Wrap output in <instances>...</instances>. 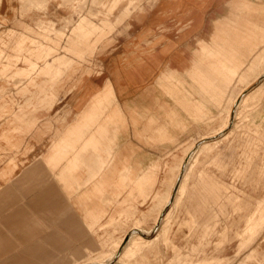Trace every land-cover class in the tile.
<instances>
[{
  "label": "rangeland",
  "instance_id": "374dc122",
  "mask_svg": "<svg viewBox=\"0 0 264 264\" xmlns=\"http://www.w3.org/2000/svg\"><path fill=\"white\" fill-rule=\"evenodd\" d=\"M100 1L103 6L97 4L93 6L91 0H12L11 3L14 5L11 10L12 18L1 21L3 28L0 29V243H17L16 236L7 235L14 232L10 231L11 229L18 228L28 232L40 226L45 227L44 221L43 224L40 222L39 205L40 200L42 202L45 200L44 186L47 180L56 179L62 185L66 182L55 178L53 171L40 169L31 173L25 187L11 188L10 193L8 192L5 185L13 167L12 152L23 147L22 136L29 133L33 137L36 131L41 133L39 128H44L43 134L47 136L46 139H51L54 126V112L51 106L72 89L82 74L100 70L102 52L106 47L114 46V38L123 35L127 28L126 21L134 14L132 11L139 10L130 9L129 16H124L119 12L121 8L128 1H132L139 8L156 2V0H122L106 16V9L113 0ZM262 8L245 5L241 7L244 12L235 14L247 24L239 29L250 30L252 34L244 40L241 38L238 40L242 54L248 52V55L246 54V61L240 62V69L235 75H232L231 68L234 67L236 59L229 50L223 51L222 55L226 56L224 60L222 59L225 67H223V77L219 79L224 82L228 91L224 109L217 113L215 108L209 107L211 118L203 115L197 122L190 120L192 128L195 126V131L192 130L191 134L183 131L181 133L182 136L186 135L185 137L167 142L169 147L159 157L158 164L153 169L155 180L157 179L153 187L144 179L147 170L132 179L133 182L137 180L138 183H132L127 179L126 187L116 188L115 190L126 200L118 202L120 193L112 194L113 199H109L104 204L106 208L114 211L107 216L108 218L99 219L91 228H87L83 221L79 222V229L84 232L87 230L86 234L78 237L79 243L84 245L83 250L63 253L34 250L19 253L0 252V264H86L88 262L109 264L115 255L117 260L123 249L114 252L116 246L115 243L113 246L112 242L118 243L117 240L123 237L120 234L127 229L128 233H133L130 230L137 229L138 226L145 230L152 229L157 215L164 216L167 207H162L163 210L161 208L158 214L151 213L144 222L137 223L152 205L155 190L157 192L162 190L158 206H162L164 202L167 194V188L165 189L164 186L170 184L175 173L173 170L164 177L166 163L181 159L190 149L191 144L199 145L201 139L210 137L215 139L214 143L200 153L196 160L194 157L195 161L184 181L185 195L178 197L165 217L166 221L169 216L166 236L168 241L157 240L154 246H148L141 251L142 256L139 254L129 261L117 260L116 264H131V261L143 257L145 250L149 251L152 260L149 259V262L159 264H193L192 261L201 258L217 261L219 259L216 257L217 253L226 246L229 247L232 239H238L235 256L232 258H236L240 252L247 249L253 237L264 228V138H256L257 134L254 132L257 130L260 135L264 133V10ZM232 15L234 14H230L228 19ZM23 21L27 25H24ZM242 54H239V57ZM55 59H63L66 64L60 68V73L56 77H48L49 82H45L47 76L40 74V69L45 63H52ZM210 59L209 54L205 52L203 60ZM254 64L255 70L251 71ZM247 74L249 76H246ZM41 84L43 89L40 91ZM49 92L53 94L51 105L44 100L45 96L50 95ZM245 93L249 95H246L241 105L236 107L234 102ZM108 99H113L109 87L98 96L97 100ZM234 108H237L235 112H233ZM227 110H232L233 117L225 129L222 128V120ZM198 124H201V131L198 130ZM34 141L37 140H33L32 143ZM68 144L67 147L52 144L50 150L56 154L65 152L70 154L72 143ZM28 147L26 143L25 150ZM194 152L193 154L190 152L191 158L188 162L191 161ZM88 173H84L86 177ZM69 174L73 178L74 172L70 171ZM69 179L67 176V180ZM246 185H249L248 190ZM253 194V198L263 199L256 203L254 212L250 214L253 204L250 205L248 201H252ZM174 195L175 192L172 197ZM14 197L21 202L27 200L32 202L30 209L18 214L20 219H17V216L16 219L14 216V219L7 217V214L11 213ZM231 197H234L235 203H231ZM159 229L158 226L157 232ZM151 234L153 235V232ZM31 238L37 239V237ZM262 240L264 241V234ZM127 243L128 240L125 244ZM160 249H163V252ZM183 249L186 251L184 252ZM167 252L170 254L169 258L166 257ZM107 257L109 259H106ZM244 259L251 260L253 257L248 256Z\"/></svg>",
  "mask_w": 264,
  "mask_h": 264
},
{
  "label": "crops",
  "instance_id": "0c3cea01",
  "mask_svg": "<svg viewBox=\"0 0 264 264\" xmlns=\"http://www.w3.org/2000/svg\"><path fill=\"white\" fill-rule=\"evenodd\" d=\"M121 1L113 0L105 15H109ZM11 2L0 0V29L3 28L2 20L12 18L14 5ZM90 3L103 6L100 0H91ZM245 5L263 7L264 10V0H156L154 4L140 8L132 1L125 3L119 11L124 16H129L130 9L139 10L132 11L134 14L126 21L127 28L123 35L114 38V46H108L102 52L100 70L82 74L72 89L51 106L54 112L51 139H46L44 128H39L42 134L36 131L33 137L29 133L23 135V147L12 152L13 167L5 185L8 192L11 188L25 187L31 173L40 169L53 171L55 178L66 182L62 185L56 179L47 180L44 186L45 200H40L39 205L40 222L43 224L44 221L45 227L40 226L28 232L11 229L14 232L7 235L16 236L17 243H0V252L81 251L84 245L79 243L78 237L86 234L87 230H80L79 222L83 221L87 228H91L99 219L108 218L114 211L104 204L113 199L112 194L120 193L116 188L126 187L127 179L138 183L132 179L147 170L144 179L153 187V169L169 147L167 142L185 137L182 136L183 131L188 134L195 131L191 121L197 122L203 115L211 118L209 107L215 108L217 113L224 109L228 91L219 79L223 77L225 67L222 59L226 56L222 54L229 50L236 59L231 68L232 75L240 69V62L247 60L248 52L242 54L238 40L251 36L252 31L239 29L247 24L235 15L244 12L241 7ZM230 14L234 15L228 19ZM23 24L27 25L25 21ZM222 28L231 30H219ZM205 52L211 58L209 61L203 60ZM239 54L242 55L239 57ZM65 64V60L55 59L52 63H45L40 74L46 75L45 82H49L48 77H56ZM250 70H255V64ZM107 87L113 99L97 100ZM39 88L41 91L43 85H39ZM49 94L44 100L51 105L53 94ZM228 112L223 117L222 128ZM198 130L201 131V124H198ZM254 132L256 138H264V133L260 135L257 130ZM33 140L37 141L32 143ZM214 140L210 137L199 141L195 160ZM26 143L29 147L25 150ZM52 144L63 147L71 145L72 152L56 154L50 150ZM70 171L74 172V179ZM83 172H89L87 177ZM246 188L248 190L249 185ZM156 193L157 190L152 199ZM121 195L118 196V202L126 200ZM253 197L254 194L251 196L252 201H248L250 205L253 204L250 214L254 212L256 203L263 199ZM233 198L231 203H235ZM13 202L11 213L7 214L8 219H14L15 216L20 219L18 214L30 209L32 203L29 200L18 201L16 197ZM168 222L169 216L159 224L158 232L155 224L149 230L141 228L148 240L140 243L131 234L140 233L141 230L132 228L130 231L133 233L125 230L120 234L123 237L117 240L123 241V250L117 260L129 261L139 254L142 256L141 251L154 246L157 240L167 242ZM263 234L264 228L236 258L232 257L235 256L238 239H232L229 247L217 253V261L201 258L192 263L264 264ZM126 240L128 244H125ZM114 243L116 241L112 242L113 246ZM135 247L140 250L133 256ZM160 251L163 252V249ZM144 252L143 257L130 263L159 264L151 262L149 251ZM169 253L167 258L170 257ZM248 256L253 259H244ZM116 258L117 255L109 264H116Z\"/></svg>",
  "mask_w": 264,
  "mask_h": 264
},
{
  "label": "bare ground",
  "instance_id": "6f19581e",
  "mask_svg": "<svg viewBox=\"0 0 264 264\" xmlns=\"http://www.w3.org/2000/svg\"><path fill=\"white\" fill-rule=\"evenodd\" d=\"M248 93H245L243 94L238 101H235L234 102V105H236V107H239L241 105V102L245 99L246 95ZM237 100V99H236ZM233 106V105H232ZM237 108H234L233 109V112H235ZM234 114V113H233ZM236 114V113H235ZM232 110L227 113V116L225 118V124H224V127H227L230 123V121L232 120ZM226 129V128H225ZM200 145V144H199ZM199 145H194V144H191L190 146V149L185 153V155L179 159V160H174V161H170V162H167L166 165H165V170H164V177H167L169 172H172L174 170V177H173V180L170 182L169 185H166L165 189L167 188V194H166V197L164 199V202L161 205L158 206L159 204V201H160V197L162 196V193L160 191H158L156 194H155V197L152 199L153 200V203L152 205L149 207V209H147L143 214H142V217L140 219H138V222L137 223H141V222H144V220L146 219L147 216H149L151 213H156L157 214L159 213L160 209L162 207L166 208L164 210V216L163 217H159V215H157L156 217V220L154 221L155 222V226H159V224L162 222L163 219H165V217L167 216V213L169 212V210L173 207V205L176 203L177 199L179 196H181L182 194H184L185 192V188H184V181L186 180L187 176H188V171L189 169L191 168L193 162H194V157H195V154L197 152V149L199 147ZM196 150V151H195ZM195 151V152H194ZM190 152H194V156L192 157L191 161L188 162V160H190ZM193 154V153H192ZM152 171V170H151ZM146 179V178H145ZM157 180V179H156ZM155 180V182H156ZM154 182V183H155ZM162 185V184H161ZM163 186V185H162ZM164 189V190H165ZM164 192V191H163ZM173 192H175V195L172 197V194ZM163 210V208H162ZM161 214V212H160ZM164 224V223H163ZM162 225V224H161ZM153 226V225H152ZM143 229V228H142ZM142 229L140 228V226H138L137 229L134 228V230H141L140 233H137V234H131V236H133L134 240L137 242V243H140V242H144L146 240H148V236L146 234L145 231H142ZM162 230V229H161ZM152 232V231H151ZM136 233V232H135ZM158 234V233H157ZM148 242V241H147ZM122 244H123V241L120 240V242L118 243H115V251L114 252H118L119 250H121V247H122ZM128 244V243H127ZM131 244V242H130ZM125 248V247H124ZM127 248H128V245H127ZM126 248V249H127ZM140 249H138L137 247H135V249L133 250V255H135V252L138 251ZM110 252V251H109ZM113 252V251H112ZM122 252V251H121ZM120 252V254H121ZM114 255V254H113ZM112 255V256H113ZM126 255V254H125ZM132 255V254H131ZM120 256V255H119ZM119 256H118V259H119ZM106 259H109L108 257ZM104 259V260H106ZM91 262V261H90ZM89 263V262H88ZM86 263V264H88ZM98 263V262H96ZM90 264V263H89ZM94 264V263H93ZM99 264V263H98Z\"/></svg>",
  "mask_w": 264,
  "mask_h": 264
}]
</instances>
